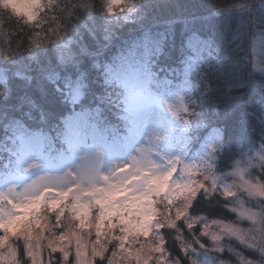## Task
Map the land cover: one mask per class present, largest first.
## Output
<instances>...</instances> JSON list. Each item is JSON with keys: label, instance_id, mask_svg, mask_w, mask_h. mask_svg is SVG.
<instances>
[{"label": "trees", "instance_id": "1", "mask_svg": "<svg viewBox=\"0 0 264 264\" xmlns=\"http://www.w3.org/2000/svg\"><path fill=\"white\" fill-rule=\"evenodd\" d=\"M102 2L101 14L98 0H40L33 21L9 6L8 13L0 12V89L7 94L0 105V172L17 133L40 132L57 143L78 114L95 113L96 125L111 137L125 134L127 94L110 68L127 54L140 56L153 91L183 86L191 135L220 131L217 172L244 160L254 167L261 162L264 73L255 67L253 50L264 36V0H123L113 13L108 1ZM53 85L63 104L44 99L42 110L39 101ZM77 85L82 86L78 100ZM227 203L216 193H201L190 209V219L199 220L193 230L181 222L160 233L167 258L189 264L187 245L195 240L208 245L200 220L235 221ZM246 254L256 260L254 253ZM222 256L236 264L227 252ZM20 261L27 263L23 247ZM51 264H63L60 254Z\"/></svg>", "mask_w": 264, "mask_h": 264}, {"label": "rangeland", "instance_id": "2", "mask_svg": "<svg viewBox=\"0 0 264 264\" xmlns=\"http://www.w3.org/2000/svg\"><path fill=\"white\" fill-rule=\"evenodd\" d=\"M107 1L108 7H112L109 13L123 3V0ZM3 3L33 21L40 0H4ZM193 59L191 57L189 62L192 63ZM253 61L255 67L264 73V36L257 39ZM189 68L194 70L192 65ZM110 73L127 94V131L122 136L114 138L103 132L96 125L97 116L93 113L72 117L64 138L57 143L49 141L40 132L32 135L21 132L12 137L4 171L0 172V232L4 234L0 237V249L7 248L9 242L17 244L41 233L50 236L57 225L64 228L75 225L77 231L83 225L87 230L81 235L86 241L90 238L102 242L110 239L108 220L115 222L121 216H130L123 226L134 230L150 226L155 217L163 219L168 212L164 210L163 202L157 203L148 194V189L158 187V167L163 170L168 161L176 159L183 165L199 166L200 175L196 179L209 178L205 181L209 189L205 194L215 193L212 191L213 179L221 189L227 184L239 185L245 195L239 209L243 207L262 216L264 196L258 193L264 192V178L260 173L264 171V158L262 165L260 159L255 167V163L244 160L228 172H217L215 162L221 150V133L212 129L201 138L190 134L181 84L165 92L153 91L151 76L140 56L132 54L120 57L117 65L110 68ZM74 92V98L80 99L82 86L77 85ZM214 143L216 148L213 151L211 146ZM138 185L143 186L144 191H136ZM249 186H255L251 193ZM180 205L181 202L176 200V206ZM239 209L234 212V222L219 223L242 230L252 227L250 221L238 214ZM238 215L240 220L236 222ZM101 219L103 227L98 228ZM186 219L191 221L189 216ZM65 221H71L72 225L67 226ZM200 222L201 232L212 224L209 235H203L208 245L197 240L193 245H187L189 264H232L223 258L224 252L233 256L236 264H252L260 259L259 250H251L225 229L221 232L212 223L214 221ZM97 228L100 237L92 234ZM153 232L158 234L155 228ZM213 233L220 239L213 241ZM112 234L120 233L113 229ZM241 235L246 243L260 248L259 238L254 240L252 235H245L243 231ZM241 250L254 253L256 260ZM45 256V264H51L53 255L45 253ZM60 257L63 264H76L74 258L64 261L61 254ZM25 259L26 264H37L26 256ZM165 264L175 263L166 257Z\"/></svg>", "mask_w": 264, "mask_h": 264}, {"label": "snow or ice", "instance_id": "3", "mask_svg": "<svg viewBox=\"0 0 264 264\" xmlns=\"http://www.w3.org/2000/svg\"><path fill=\"white\" fill-rule=\"evenodd\" d=\"M108 11H112L111 5H109ZM211 147L214 151L215 143ZM199 175V166L183 165L178 159L168 161L167 167L163 170L158 167V187L148 189V194L152 195L157 203L163 202L164 210L168 212V215L163 219L159 216L155 217L150 226L141 227L139 230L123 226L130 216L127 218L121 216L115 222L108 220L110 239L107 242H102L101 239L91 240L90 238L86 241L81 235L83 231L87 230L83 225L79 226L80 231H77L75 225L68 228L57 225L50 236H44L41 233L28 240H21L19 244L9 242L6 248L7 254L4 253L5 248L0 249V258L7 259L9 264H18L21 247H23L26 258L37 262V264H45V253L53 256L59 253L64 261L74 258L76 264H96L97 261H100L101 264H165L166 257L170 253L166 248V240L159 233L165 229H176L181 222L189 231L197 226V218H193L191 221L186 218L201 193L209 191L205 185V181L209 178L204 177V180H198L196 177ZM177 176L180 177L179 180H177ZM212 185L217 186L216 179L212 180ZM254 188L255 186H249L250 193ZM136 191H144V187L138 185ZM258 194L264 196V192ZM225 195L231 198L230 189L225 190ZM176 200L181 202L179 207L176 206ZM232 211L237 212V209ZM238 214L250 221L252 227L242 230L231 224H223V229L227 230L228 234L235 237L240 243L246 244L251 250L264 252V248L257 249L256 245L246 243L244 236L241 235L243 231L245 235H252L254 240L260 238L261 234H264V219L258 213L244 210L243 207L239 209ZM257 225L259 227H256ZM99 227H103L102 219L98 223ZM98 228L93 230L92 234L100 237L101 232ZM153 228L158 230V234H154ZM113 229H118L120 234H112ZM3 235L0 232V237ZM201 235H209L208 226L204 227ZM16 238L18 239V237ZM219 239V235L212 234L213 241Z\"/></svg>", "mask_w": 264, "mask_h": 264}, {"label": "clouds", "instance_id": "4", "mask_svg": "<svg viewBox=\"0 0 264 264\" xmlns=\"http://www.w3.org/2000/svg\"><path fill=\"white\" fill-rule=\"evenodd\" d=\"M99 3V7L98 10L101 12H103V2L102 0H98ZM9 8L8 5L6 4H0V12H4V13H8ZM40 11H42V9H40ZM44 99L48 100V101H52L58 104H63V100L59 97H57L55 95V86L53 85L52 87V91L50 93H48V95L41 99L39 101L42 110H43V104H44ZM7 102V94L6 91L4 89H0V105L5 104ZM261 175H264V171L261 172ZM226 189H230L231 191V199L225 195V190ZM212 191L216 193V196L219 198V200L222 201H227L228 203L224 205V207L226 208H231L232 210H236L239 209L241 207V201L245 199V195L244 193L241 191V187L239 185L236 184H232L229 185L227 184L223 189L218 188L217 186H213ZM261 209H262V216L261 218L264 219V205H261ZM240 217L238 215L236 222H239ZM199 222V220L197 219V223ZM214 223V222H212ZM65 224L67 226H71L72 222L71 221H65ZM216 227L218 230H220L221 232H223V227L222 224H220L219 222H216ZM212 228V224L210 223L208 225V229ZM259 247L260 248H264V234H261V237L259 238ZM4 253L7 254V249H4ZM0 264H9V261L7 259L3 260L2 262H0ZM18 264H22V262H18ZM252 264H264V252L260 253V259L253 261Z\"/></svg>", "mask_w": 264, "mask_h": 264}]
</instances>
